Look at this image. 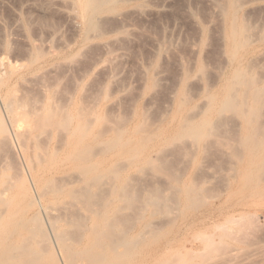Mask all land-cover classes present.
<instances>
[{"label": "bare ground", "instance_id": "bare-ground-1", "mask_svg": "<svg viewBox=\"0 0 264 264\" xmlns=\"http://www.w3.org/2000/svg\"><path fill=\"white\" fill-rule=\"evenodd\" d=\"M210 1L217 14L210 15L220 20L212 24L219 23V46L212 16L205 24L192 11L197 35L185 41L190 56L171 55L177 68L165 90L162 65L174 43L155 42L138 99L125 112L108 98L124 50L135 43V6L128 14L125 0H46L36 7L38 18L25 16L18 55L8 37L0 41L1 57L13 48L15 59L0 63V264H187L194 252L222 246L204 231L210 224H249L246 212L238 219L235 213L250 204L264 209V4ZM54 11L73 31L67 42L56 36L59 45L38 31L55 23L48 17ZM213 52L222 55L214 73L206 63ZM80 57L88 65L80 66ZM90 74L96 78L86 83ZM161 94L166 103L155 119L150 109ZM17 147L26 164L17 160ZM212 167L226 171L219 194ZM227 227L221 240L248 234Z\"/></svg>", "mask_w": 264, "mask_h": 264}, {"label": "rangeland", "instance_id": "rangeland-1", "mask_svg": "<svg viewBox=\"0 0 264 264\" xmlns=\"http://www.w3.org/2000/svg\"><path fill=\"white\" fill-rule=\"evenodd\" d=\"M44 1H46V0H0V41L2 42V40L4 39V38H7L9 41H11L10 43V46L12 45V46H14L13 48L15 49V48H17V52L15 51V50H13V48H12V46H11V48H12V50H13V52H12V50H9L8 52H9V54H10V51L12 52V54H14L15 56H16V53H17V55H18V52L21 50V49H23L24 48V45H25V41H26V37H25V35L27 36V34H26V30H25V27H24V20H26V19H28V17L29 16H31L33 19H36V17L35 16H37V18L39 17L38 15H39V12H38V10H37V8L36 7H38L37 5H39L38 3H40L41 4V2H44ZM51 1H53V0H51ZM138 1V2H137ZM146 1V2H145ZM125 4H124V6H125V8H124V6H123V8L125 9V11H126V9H127V13L128 14H131L133 11H134V13H136V14H131V15H129L130 17H129V19L131 20H129L131 23H130V28H132V30H133V33H134V41H135V43L133 42V44H132V46L131 47H128L129 48V50H124V52H126L127 53V55H126V59H125V61L123 62V64H121V65H119V67H118V69H117V75H118V78H117V83H114V82H116V81H114V82H112V83H110V84H112V85H110L109 86V91L111 92V95L110 96H108V98H110L111 96V99H115L116 101H118V104H119V106H120V112L122 111V112H125L126 110H129V109H131V108H129V107H133L134 105H132L134 102H135V100H137L138 98H137V96L136 95H138V89H137V87H139V80L142 78H140V75H142L143 74V72L145 71V69L147 68V66H146V64H145V62H147L145 59V57L148 55L149 56V52H151V50H149V49H152L153 48V44H155V42H162V40L164 41L166 38H168V42L170 41V43L172 44V43H174V44H172V49H173V52H174V55L173 54H170V58H169V63L168 62H166V63H164V65H162V66H164L165 67V72H167L166 74H165V77H166V79H165V81H167L166 82V84H165V90H166V88L167 87H169L170 86V84H171V80L173 79V76H174V74H175V72H176V68H177V65H176V63L175 62H178V61H176L177 60V58L178 57H181L182 55H183V57H184V55L186 54V56H190V54H188L187 55V53H189V48H190V43L188 44V46H187V44H186V42H187V40H188V42L189 41H192L193 42V36H195V34L197 35V33H195V31H197V30H195V29H197L196 27H194V23L192 22L193 20H191V18L189 17L190 15H191V12L193 11V12H196V14H197V17L199 16V14H201L199 17H200V19H199V17H198V20H200V22L202 23L206 18V20H209V19H212V20H210V21H212L209 25V27L211 28V29H213V31L216 29V25L218 26L219 25V23L218 24H214V25H212L213 23H217V22H214V21H218L219 20V17H217L216 15V9L214 8L215 6H214V4H212L213 2H211L210 0H125ZM133 2V3H132ZM30 3V4H29ZM54 3V2H53ZM129 3V4H128ZM137 3H139L138 5H137ZM143 3V4H142ZM255 3L257 4V5H262V4H264V0H256L255 1ZM127 4V5H126ZM132 4V5H131ZM146 7V11L144 10V6ZM135 6V7H134ZM140 7V10H139V7ZM58 5L57 4H55V8H57L58 9ZM128 7V8H127ZM134 7V8H133ZM131 8H133V9H131ZM141 8L143 9V13H141V15H140V13H139V11H142L141 10ZM148 8H149V10H148ZM196 10H195V9ZM124 9H123V11H124ZM128 9H130V10H133V11H130V10H128ZM136 9V10H135ZM192 9H194V10H192ZM137 10H139L138 11V13L136 12ZM213 10V11H212ZM124 11V12H125ZM131 12V13H129V12ZM149 11V12H148ZM153 11V12H152ZM210 11V12H209ZM26 12V13H25ZM189 12V13H188ZM198 12H199V14H198ZM262 12V13H261ZM28 13V14H27ZM29 13H31V14H29ZM60 12H58V11H54V12H50L49 14H48V17H50V18H52V20L55 22V23H52L51 21H50V23H51V25H49V22L47 23V24H43V25H41L40 23V25L38 26V23H36L34 20V27L36 28L37 26L39 27V30H38V27L36 28L38 31H39V33H41V35L43 34L44 36H43V38H49L48 36H52V37H54V40L56 41V42H54V44L55 43H57V42H61V43H59V44H63V41L64 40H66V42H67V40L68 39H70L71 37H72V35H71V33H73V31H72V29H71V27L68 25V22H67V19L60 13ZM172 13V14H171ZM212 13H214V14H216L215 16L213 15H210V14H212ZM14 14V15H13ZM257 14V12L254 14V15H256ZM259 16L261 17H264V10L263 11H260L259 12ZM208 15V16H207ZM210 15V16H209ZM19 16V17H18ZM27 18H26V17ZM188 16V17H187ZM212 16V18H210ZM258 16V15H257ZM255 17V19L257 18H259L260 19V17L258 16V17ZM5 17V18H4ZM18 17V18H17ZM30 17V18H31ZM206 17V18H205ZM20 18V19H19ZM26 18V19H25ZM189 18V19H188ZM205 18V19H204ZM217 18H218V20H217ZM264 19V18H263ZM21 20V21H20ZM201 20H203V21H201ZM22 22V25H23V27H20V26H22L21 25V23H19V22ZM59 21V22H58ZM77 22H79V23H81V20L80 19H77L76 20ZM219 22H220V20H219ZM204 23L206 24L207 23V21H204ZM18 24H20V26L18 25ZM54 24V26H52ZM137 24V25H136ZM48 25V26H47ZM57 25V26H56ZM148 25V26H147ZM41 26V27H40ZM43 26V27H42ZM51 26V27H50ZM192 26V27H191ZM208 26V25H207ZM214 26V27H213ZM20 27V28H19ZM4 28V29H3ZM144 28V29H143ZM215 28V29H214ZM6 29H7V31H6ZM19 29H21V30H19ZM42 29V30H41ZM50 29V30H49ZM142 29V30H141ZM168 29V30H167ZM58 31V33H57V31ZM71 30V31H70ZM24 31V32H23ZM38 31H36V32H38ZM60 31V32H59ZM138 31V32H137ZM141 31V32H140ZM212 31V33H214L213 34V39H218V36H217V32H216V30L213 32ZM16 32V33H15ZM57 34H56V33ZM9 33V34H8ZM49 33V34H48ZM60 33V34H59ZM63 33V34H62ZM4 34V35H3ZM25 34V35H24ZM48 34V35H47ZM22 35V36H21ZM62 36L61 38L60 37H56V36ZM215 35V36H214ZM11 36V37H10ZM188 36V37H187ZM166 37V38H165ZM187 37V38H186ZM215 37V38H214ZM12 38V39H11ZM26 38V39H25ZM58 39V41L56 40V39ZM59 38H60V40H63V41H60L59 40ZM191 38V40H189ZM24 39V40H23ZM171 39H173V41L171 40ZM216 39H215V41H216ZM17 40V41H16ZM22 40H23V42H22ZM53 40V41H54ZM186 41V42H185ZM20 42H22V43H20ZM176 42V43H175ZM212 42H214V40H212ZM65 43V42H64ZM179 43H181V44H179ZM218 42L216 41V42H214V44H216V45H218L217 44ZM1 44V43H0ZM58 44V43H57ZM58 44V45H59ZM135 44V45H134ZM176 44H178V47H176L177 45ZM192 44V43H191ZM211 45V47L213 48V50L214 51H217V46L215 47L214 46V44L213 43H210ZM213 44V45H212ZM134 45V46H133ZM151 45V46H150ZM174 45V46H173ZM186 45V46H185ZM181 46V47H180ZM210 46H207V51H210V49H211V51L210 52H208V53H210L211 54V52H212V48L210 47ZM219 46V45H218ZM176 49H175V48ZM187 47V48H186ZM210 47V48H209ZM141 48V49H140ZM178 48V49H177ZM216 50H215V49ZM174 49H175V51H174ZM189 49V50H188ZM19 50V51H18ZM176 50H179L180 52H182V53H185V54H182V55H180L181 53L180 52H176ZM121 50H117V51H115V52H113L114 54L112 55V56H115V54H116V52H120ZM129 51V52H128ZM145 51V52H144ZM147 51V52H146ZM149 51V52H148ZM8 52L7 53H4V55L2 54V57H1V55H0V63L1 64H3V63H5V61L8 59L9 60V56H11V54L9 55L8 54ZM15 52V53H14ZM21 52V51H20ZM19 52V53H20ZM131 52V53H130ZM137 53V54H136ZM139 53V54H138ZM175 53H176V56H175ZM177 53H179V56H177ZM215 54V56H214V54ZM212 53V55L214 56V57H216V54H217V52H213ZM210 54H207V58H206V63H207V65H208V67L210 68H208V70L209 71H212L213 72V70H216V68L218 69V67L221 65V62L222 61H217L218 59H220L221 57L220 56H222V55H219L218 56V54H217V58H214L212 55L210 56ZM171 55H172V57L174 58V56H175V62H174V59L171 57ZM208 55L210 56V57H208ZM4 56V57H3ZM8 56V57H7ZM14 56V58H17V57H15ZM88 56V55H87ZM86 56V57H87ZM89 56H91V55H89ZM88 56V57H89ZM134 56V57H133ZM184 57V59L185 58H187V57ZM7 57V58H6ZM85 57V58H86ZM92 57V56H91ZM211 57H213V59L211 58ZM220 57V58H219ZM4 58H5V60H4ZM83 59H85L84 57H82ZM82 58L80 57V60L79 61H81V62H79L80 63V66H86L85 64H87L86 62H88V61H85V60H82ZM3 59V60H2ZM86 59H88L89 61L91 60V58L89 57V58H86ZM7 60V61H8ZM14 60L15 59H13V55L10 57V60L9 61H13L14 62ZM145 60V61H144ZM147 60H148V58H147ZM215 60V61H214ZM220 60H222V59H220ZM82 61H83V63L84 64H82L81 65V63H82ZM209 61V62H208ZM105 63H106V61H104ZM215 62H217V63H215ZM218 62L220 63V65H218ZM6 63H8V62H6ZM5 63V65L3 64V67H5L7 64ZM104 63V64H105ZM215 64H216V66H215ZM88 65V64H87ZM147 65H148V63H147ZM168 65V66H167ZM174 65V66H173ZM83 66V67H84ZM142 67V68H141ZM163 67V68H164ZM173 67V68H172ZM216 67V68H215ZM140 69H143V71L142 70H140ZM170 69V70H169ZM121 70V71H120ZM169 70V71H168ZM174 70V71H173ZM139 73V74H138ZM142 73V74H141ZM211 73V72H210ZM214 73V72H213ZM95 75V76H94ZM96 75L97 74H90V75H88V77H86L85 78V82L87 83L88 81H90V83H92V81H94V80H92V79H94V78H96ZM123 75V76H122ZM94 76V77H93ZM172 76V77H171ZM91 77H92V79H91ZM120 77V78H119ZM168 77V78H167ZM87 78H89L90 80H88ZM138 78H140V79H138ZM100 79L101 78H97L96 80H95V82H97L98 80H99V82H100ZM87 80V81H86ZM92 80V81H91ZM169 81V82H168ZM102 82V81H101ZM127 82V83H126ZM89 83V82H88ZM134 83V84H133ZM170 83V84H169ZM95 84V83H94ZM113 84H115V85H113ZM123 85V86H122ZM169 85V86H168ZM112 86V87H111ZM116 86V87H115ZM133 87V88H132ZM126 88V89H125ZM118 89V90H117ZM140 90V89H139ZM109 91H108V95H109ZM137 93V94H136ZM124 96V97H123ZM130 96V97H129ZM160 97V98H159ZM117 98V99H116ZM121 98V99H120ZM163 98V99H162ZM158 99V100H157ZM157 99H156V101H155V103L153 104V105H155V106H153L152 104V106H151V109H150V111H151V115L153 114L154 116H155V119H156V117H158V116H156V115H159V114H161V111H163V109H164V105H165V103H166V101H165V94H161L160 96H158L157 97ZM122 100H124V101H122ZM124 103V104H123ZM131 103V104H130ZM155 108H156V110H155ZM123 109V110H122ZM158 109V110H157ZM152 115V116H153ZM154 116H153V118H154ZM17 146V145H16ZM16 150H17V152H16V157L18 158L17 160L18 161H20L21 163H24V164H26V162H24L25 160H22V158L24 159V157H22L21 156V154H20V151H18L19 149H18V147L16 148ZM18 153V154H17ZM19 155V156H18ZM19 162V163H20ZM21 163H20V166L22 167V168H24V175H25V177L26 178H28L29 179V183L31 184L32 183V178L30 179V177L32 176V174H30L29 175V173H30V171H26V170H28V168H27V166H24V164H23V166L21 165ZM180 168H181V164H180V166H179ZM183 168V167H182ZM219 169H221V168H219ZM218 168L217 169H215V167H212V168H210V172L209 173H213V174H217V176L215 175L214 176V178H213V181H215L214 182V185H215V188L216 189H214V193L215 194H219V193H221V191H222V189H220V188H223V182H224V179H225V173H226V171L225 170H223V168L221 169V170H219ZM180 170L181 169H179V168H177L175 171H174V174L176 173V174H180ZM219 170V171H218ZM223 170V171H222ZM220 171H222V172H224V173H222V172H220ZM223 175V176H220V175ZM159 176L160 175H158V178H159ZM162 176V175H161ZM160 176V178H168L167 176H165V175H163L164 177H161ZM218 176H219V178H218ZM215 177H217L218 179H220L219 181L218 180H216L217 178H215ZM221 177V178H220ZM155 178V177H154ZM153 178V179H154ZM158 178L156 177L155 179H154V181L157 179L158 180ZM159 178V179H160ZM223 179V180H222ZM156 180V182H160L159 180L157 181ZM161 180V179H160ZM164 180V179H163ZM163 180H161V181H163ZM221 180H222V183H221ZM165 181V180H164ZM218 183V184H217ZM216 184H217V186H216ZM221 185V186H218V185ZM31 186H32V189L35 191V189H34V185H32L31 184ZM218 189V190H217ZM220 190V191H219ZM35 193V192H34ZM170 203H168V202H166L165 203V206H166V208H173L174 206H172L173 204H175V203H172V201H169ZM168 203V204H167ZM169 205L168 207H167V205ZM255 205V206H254ZM176 206V205H175ZM259 208H257V207ZM249 207H251V208H246V210L245 211H240V212H238V213H235L236 215L234 216L236 219H238L237 217L239 216L240 218H241V216H244L243 214V212H246V214L247 215H249V216H251L252 217V222H250L249 224L248 223H246L245 221H244V223L245 224H248L249 225V227L250 228H248V225H247V227H246V225L245 224H243V225H245L244 227H243V225H242V219H240V221H241V224H238V222L237 223H235V222H233L232 224H226L225 223V221L224 220H221L220 221V226H215L214 224H210L208 227H206L205 229H204V231L206 232V233H208L209 235L211 234V236H212V239L215 241V243H216V245L218 244V245H220V243L222 244V246H219V249H217L218 247H215V249H217V250H215V249H212V251L210 250L209 252L207 251L206 252V255L205 254H195V252H194V254L192 255L191 254V258H192V256H194V258L193 259H191L190 258V261L188 262V263H190V264H193V261H194V263L195 264H198L197 262H199V264H264V209H262L261 207H260V205L258 206V204H253V205H249ZM256 209H255V208ZM253 208V209H252ZM255 210V211H254ZM252 212V213H251ZM254 212H256V213H254ZM254 213V215H255V217H253L254 215H252ZM241 214V215H240ZM257 216H258V219H257ZM242 218H244V217H242ZM245 220H246V218H245ZM239 221V220H238ZM239 221V222H240ZM247 221V220H246ZM223 222V223H222ZM255 222V223H254ZM156 223H159V222H156ZM254 223V224H253ZM238 224V225H237ZM225 225V226H224ZM242 225V226H241ZM210 226H211V228H210ZM228 226V227H227ZM220 227V229H218ZM224 227H227V231H228V229L231 231V233L233 232V230L234 229H236V228H247V229H249V230H247L246 228V230L245 229H243L244 230V232L246 231V233H245V235L247 234V231H248V234L246 235V236H244V235H242L241 236V234H240V232L242 233L243 231L241 230L240 232H234L235 233V235L236 234H240V236H241V238L243 239H241V240H239L238 239V237L239 236H237L236 235V240L234 239L235 237H234V235H233V238H232V235H231V238H229V237H223L222 238V240H221V237H220V234L221 233H223L222 231L223 230H221V229H224ZM236 227V228H235ZM213 229V230H212ZM220 231V232H219ZM233 233V234H234ZM242 234H244V233H242ZM213 235H214V237L216 238V239H214V237H213ZM222 235V234H221ZM230 236V235H229ZM218 238H220V239H218ZM219 240V241H218ZM228 240V241H227ZM230 240V241H229ZM239 240V241H238ZM218 241V242H217ZM225 242V243H224ZM224 244L225 245H227V246H225L224 247ZM215 245V246H216ZM224 247V248H223ZM222 248V249H221ZM214 250V251H213ZM217 252V253H216ZM199 256V257H198ZM198 257V258H197ZM201 258V259H200ZM210 258V259H209ZM208 260V261H207ZM202 261V262H201ZM211 262V263H210ZM187 263V264H188Z\"/></svg>", "mask_w": 264, "mask_h": 264}]
</instances>
